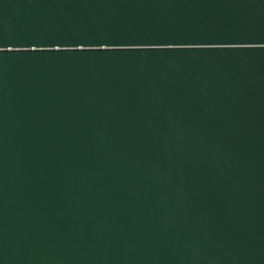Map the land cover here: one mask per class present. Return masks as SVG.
<instances>
[{
  "label": "water",
  "instance_id": "water-1",
  "mask_svg": "<svg viewBox=\"0 0 264 264\" xmlns=\"http://www.w3.org/2000/svg\"><path fill=\"white\" fill-rule=\"evenodd\" d=\"M0 264H264V0H0Z\"/></svg>",
  "mask_w": 264,
  "mask_h": 264
}]
</instances>
